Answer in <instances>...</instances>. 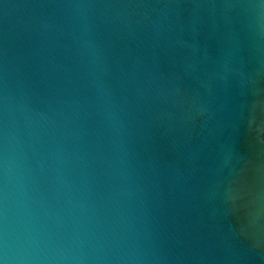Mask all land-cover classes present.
Here are the masks:
<instances>
[{"label":"water","instance_id":"obj_1","mask_svg":"<svg viewBox=\"0 0 264 264\" xmlns=\"http://www.w3.org/2000/svg\"><path fill=\"white\" fill-rule=\"evenodd\" d=\"M10 135L86 264H264V0H0Z\"/></svg>","mask_w":264,"mask_h":264},{"label":"clouds","instance_id":"obj_2","mask_svg":"<svg viewBox=\"0 0 264 264\" xmlns=\"http://www.w3.org/2000/svg\"><path fill=\"white\" fill-rule=\"evenodd\" d=\"M25 120L32 130L48 123L42 114ZM40 174L27 162L20 139L10 135L0 159V264H86L84 204L67 194L61 178L45 186Z\"/></svg>","mask_w":264,"mask_h":264}]
</instances>
